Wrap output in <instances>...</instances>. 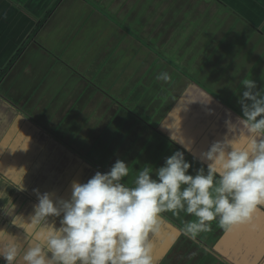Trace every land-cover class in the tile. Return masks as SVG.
<instances>
[{
  "label": "crops",
  "instance_id": "crops-1",
  "mask_svg": "<svg viewBox=\"0 0 264 264\" xmlns=\"http://www.w3.org/2000/svg\"><path fill=\"white\" fill-rule=\"evenodd\" d=\"M247 73L264 88V0H0V229L23 241L3 209L28 222L33 189L67 200L117 159L156 169L180 151L189 174L206 168L201 153L242 116L244 90H230ZM171 215L160 226L195 219ZM177 229L190 264H264L258 230L248 253L245 225Z\"/></svg>",
  "mask_w": 264,
  "mask_h": 264
},
{
  "label": "clouds",
  "instance_id": "clouds-1",
  "mask_svg": "<svg viewBox=\"0 0 264 264\" xmlns=\"http://www.w3.org/2000/svg\"><path fill=\"white\" fill-rule=\"evenodd\" d=\"M242 85V116L226 121L230 138L226 134L201 153L206 168L189 174L191 164L176 151L156 169L145 165L133 171L117 159L107 172L73 182L67 200L33 189L37 203L28 222L14 206L11 212L3 209L25 238L0 229V259L5 264H156L152 237L164 212L195 217L179 229L193 240L211 231L214 221L225 231L249 224L264 205V88L257 90L252 79ZM129 176L131 184L125 182Z\"/></svg>",
  "mask_w": 264,
  "mask_h": 264
},
{
  "label": "rangeland",
  "instance_id": "rangeland-1",
  "mask_svg": "<svg viewBox=\"0 0 264 264\" xmlns=\"http://www.w3.org/2000/svg\"><path fill=\"white\" fill-rule=\"evenodd\" d=\"M237 106H240V105H237ZM224 127H226V126H224ZM220 130L221 131L223 130V132H225L224 129H223V124H222V127H221ZM223 136L225 138V135H223ZM61 150H63V149L61 148ZM54 165H57V163L55 162ZM54 169H55V166L51 170V172ZM42 179L43 178H41V181H42ZM42 183H45V181H42ZM43 186L44 185L40 186V188H39L40 190L39 191H42ZM51 195L55 196V193L53 192ZM23 210H26V209H23ZM171 216H174V215L172 214ZM178 219H179V222H180L179 225L163 224V225L160 226V229L163 232V236L161 238H159V236H158L159 232H158L157 236L155 238H152V241H153V255H154V258L156 260V264H190L189 263L190 261H188L186 258L185 259L182 258V256L186 255V254H184L185 250L177 248L180 245L181 241L178 242V241L174 240V230L179 228V227H182L183 223L185 221H187L183 216H180ZM188 219H191V218H188ZM167 220L170 221L171 219L167 218ZM170 231L173 232V233H171ZM177 232L180 233L179 229H177ZM186 237H188V236H186ZM199 237L203 238V235L200 233ZM174 248H175V251H174ZM185 253H187V252H185ZM204 256L205 255H200V259L197 262H195L194 264H207V261L205 260ZM185 260H187L188 262L185 261ZM0 261L2 262L3 260L0 259Z\"/></svg>",
  "mask_w": 264,
  "mask_h": 264
},
{
  "label": "snow or ice",
  "instance_id": "snow-or-ice-1",
  "mask_svg": "<svg viewBox=\"0 0 264 264\" xmlns=\"http://www.w3.org/2000/svg\"><path fill=\"white\" fill-rule=\"evenodd\" d=\"M244 225L249 234V240L246 241L248 243L246 252L251 253L253 251L250 238L258 230L259 231V247H260L261 253L264 254V218H261V222L259 223V225H257L256 223L252 221L249 224H244ZM249 264H255V261L249 262Z\"/></svg>",
  "mask_w": 264,
  "mask_h": 264
},
{
  "label": "trees",
  "instance_id": "trees-1",
  "mask_svg": "<svg viewBox=\"0 0 264 264\" xmlns=\"http://www.w3.org/2000/svg\"><path fill=\"white\" fill-rule=\"evenodd\" d=\"M174 67H176V68H178L179 66H174ZM252 76V74L251 73H247V74H245L243 77H244V79L243 80H245V79H250V77ZM243 80H233L232 81V87H231V90L230 91H232V92H234V89H235V86H236V84H237V82H238V84L239 85H241V88L243 89V90H245L244 89V87H243V85H242V81ZM237 81V82H236ZM152 238H154V237H152ZM180 258V257H179Z\"/></svg>",
  "mask_w": 264,
  "mask_h": 264
},
{
  "label": "flooded vegetation",
  "instance_id": "flooded-vegetation-1",
  "mask_svg": "<svg viewBox=\"0 0 264 264\" xmlns=\"http://www.w3.org/2000/svg\"><path fill=\"white\" fill-rule=\"evenodd\" d=\"M24 211V210H23Z\"/></svg>",
  "mask_w": 264,
  "mask_h": 264
}]
</instances>
